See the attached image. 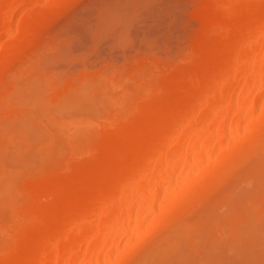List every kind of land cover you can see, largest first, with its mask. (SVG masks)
Masks as SVG:
<instances>
[{"label":"bare ground","instance_id":"1","mask_svg":"<svg viewBox=\"0 0 264 264\" xmlns=\"http://www.w3.org/2000/svg\"><path fill=\"white\" fill-rule=\"evenodd\" d=\"M43 1L0 0V52ZM199 1L166 59L132 2L94 24L120 63L0 78V264H264V0Z\"/></svg>","mask_w":264,"mask_h":264},{"label":"rangeland","instance_id":"2","mask_svg":"<svg viewBox=\"0 0 264 264\" xmlns=\"http://www.w3.org/2000/svg\"><path fill=\"white\" fill-rule=\"evenodd\" d=\"M137 1V2H136ZM147 1V0H146ZM117 2H119V3H117ZM121 2V3H120ZM123 2V3H122ZM126 2H128V4L126 3ZM133 2V6H135V8L133 7V6H131V4L130 3H132ZM139 2V3H138ZM143 2V0H44L43 2H41L39 5H34V6H32L31 8H29L28 10L30 11L28 14H30V16L29 17H27L26 18V20H24V25H23V28L21 29V30H19L16 34H15V37L10 41V42H8V44H7V48L4 50V51H2V52H0V78H5L6 76L5 75H7V76H9L10 74H13L14 72L16 73V71H18V69H19V71H22V69H24L25 70V67L27 66H30V67H34V65H36L37 63H38V66H37V68L36 69H39L40 71H41V69L42 68H40L41 66L42 67H45L46 68V66H47V64L49 63V64H53V62H54V64H55V62H58V60H59V62L57 63L58 65H54V66H52V67H50V70L52 69V71H50V70H48L47 68V70H45V72L43 71V73H46V72H53V71H60L61 70V72L62 73H65V72H63V68H61V67H64V68H66V73L67 72H69V70H68V67H67V65L69 66V69H71V70H76V71H78L79 69H81V68H79L81 65V63H80V61L79 60H77V61H79L78 63H76V64H74L75 62L72 60H70L71 61V63H73V65L72 66H74V67H72L71 66V63H70V61L68 62V63H70V64H66V62H67V58H69V52H71V47H75L74 49L75 50H72V52L74 51V55L76 56L75 58H74V56L72 55L71 57H73L72 59H75L76 60V58H78V59H82L83 57H85V55L87 56V59H86V61H88L89 60V58L91 57L92 59H90L89 61H90V63H89V61L88 62H84L85 63V67H86V65L88 64V66H89V68L91 67V66H94V68H96L95 66L96 65H98L99 67H101V65H100V63L103 65V63L105 62L106 63V61H103V60H107V62L109 63V64H115V60H114V57H115V59H116V61L119 59V58H121L122 57V59H123V55H122V53H123V51L120 49V48H115L116 49V51L114 50V48L111 50V48L109 49V47H111L110 45L111 44H102L101 43V45H99L100 43L98 42V41H100V39H101V37H103L102 36V33H103V31L104 30H102V33H98V32H100L101 31V29L98 31H96V28H97V26H95L94 27V24L95 23H97V21H99V22H104V20H106L107 21V19H101V18H104L106 15H105V12H103L102 10H107L108 12H109V14L107 15V17L108 16H110L111 14H113V13H111V11L112 12H114V14H119V15H121V13H123L124 12V14L123 15H125V13H127L126 11V9L125 10H123V12H121L120 13V8H121V4H122V8H123V6H124V8L126 7L127 9H129V7L131 6V8L129 9V10H131V9H133L131 12H133L134 13V9L136 10L135 12V14H131V13H128L129 15H126V16H123L124 18H126V19H129V17H130V19H129V21H128V23H131V24H129V26H128V24L126 25V26H128L126 29L127 30H129V31H131L130 33L134 36V32L137 34L138 32H140V34L138 33L137 35H136V37H135V41H134V43H133V45L131 46V49L129 48V50H127V49H125L124 51L125 52H129L130 53V55H137L138 56V54L141 56V58H143L144 56H146L145 55V53L146 52H148V47L150 48V46L152 47V46H154L155 48H156V50H155V48H154V50H155V52L158 54V58H159V61H160V58L163 60V59H166L167 57H168V53H170L171 52V50H168L169 52L167 53V52H163V51H165L164 50V48H166L165 47V45H167V43H170L171 42V39L172 38H174L172 41V43H170V45H167V48L168 47H170V48H172V49H175V51H176V53H177V50H178V48H180L179 46H178V48H177V45H180L179 43H180V41H182V39H183V37L184 36H186V37H188V38H190L191 36H194L195 35V33L199 30V29H201V27H202V24H203V20L201 21V19H193L192 18V14H191V12L193 11H195V9H199L200 8V1L198 0H148L147 2H149V4L151 5H149L147 2H143L144 4L143 5H146L147 6V4H148V8H149V10H148V8L146 7H144L143 6V9H142V3ZM199 2V3H198ZM114 3V4H113ZM115 3H117L116 4V6H114L113 7V5H115ZM147 3V4H146ZM112 4V5H111ZM108 6L109 7H111V10L108 8ZM129 6V7H128ZM156 6V7H155ZM158 6V7H157ZM120 7V8H119ZM102 8V9H101ZM103 8H106V9H103ZM152 8V9H151ZM155 8H158L157 10L155 9ZM115 9V10H114ZM116 9H118V10H120V11H118V10H116ZM142 9V10H141ZM148 10L147 11V13H145L146 12V10ZM99 10H101L100 12H99ZM110 10V11H109ZM152 10H155V11H152ZM162 10H163V12H162ZM106 11V12H107ZM187 11V12H186ZM101 12H103V13H101ZM153 12H156V13H153ZM158 12V13H157ZM166 12L168 13V14H166ZM192 12V13H193ZM100 13V14H99ZM111 13V14H110ZM186 13H187V16H186ZM99 14V15H98ZM102 14V15H101ZM150 14V15H149ZM158 14V15H157ZM171 14V15H170ZM189 14V15H188ZM100 15H101V17H100ZM164 15H165V17H164ZM129 16V17H128ZM140 16V17H139ZM100 17V18H99ZM151 17V18H150ZM153 17V18H152ZM156 17V18H155ZM166 17H168L166 20H165V18ZM171 17V18H170ZM179 19H178V18ZM99 20H98V19ZM138 18H141V19H139L138 20ZM161 18V19H160ZM176 18V21L174 20ZM156 19V20H155ZM169 19V20H168ZM95 20H96V22H95ZM101 20V21H100ZM145 20H147L146 22H148V23H146L145 22ZM150 20V21H149ZM159 20H162V21H159ZM165 20V22L163 23V21ZM175 21V22H171V21ZM94 21V22H93ZM141 21H143V23L141 22ZM169 21H170V23H169ZM179 21H182V23L181 22H179ZM87 22H89L88 23V26H86L87 24ZM91 22V23H90ZM101 22V23H102ZM132 22H133V24H132ZM140 22V23H139ZM150 22V23H149ZM157 22H159V23H157ZM202 22V23H201ZM101 23H99L98 24V26H100V24ZM144 23H145V25H144ZM168 23H169V25H168ZM172 23V24H171ZM177 23L179 24V23H181L180 24V28H179V25H177ZM89 24H91V25H89ZM118 25H119V27H117V26H114L113 28H112V31L114 32V31H116L117 29H119L120 27H121V25L119 24V23H117ZM150 24V26H148ZM152 24V25H151ZM153 24H155V25H153ZM165 25V27H164V25ZM170 24H171V26H173V27H171L170 28ZM175 24V25H174ZM82 25V26H81ZM93 25V26H92ZM132 25H136V27H134V30L132 29L133 28V26ZM143 25H144V27H143ZM160 27H159V26ZM201 25V26H200ZM79 26H81L82 28H84L85 26V28H87V31L88 30H91L92 28L91 27H94L95 28V30H94V32H92L93 30H91V32H92V34H91V36L89 35L91 32H88L87 33V31L83 34V36L84 37H82V35L80 34V35H77V38L80 36V38H76L75 39V41H74V38L76 37L75 35H73V34H75V32H79V31H81L82 30V32H80V33H83V30L84 29H81V27H79ZM90 26V29H88V27ZM103 25H101L100 26V28L102 27ZM139 26V27H138ZM142 26V28L140 29V27ZM157 26V27H156ZM176 26H178V28L179 29H177L176 28ZM181 26H183V27H181ZM129 27H132L131 29L132 30H130L129 29ZM148 27V28H147ZM162 27V28H161ZM70 28H71V30H70ZM73 28V29H72ZM99 28V27H98ZM135 28L137 29V28H139L138 30H136L135 31ZM147 28V29H146ZM154 28H156V29H154ZM157 28H159V29H157ZM166 28V29H165ZM169 28V29H168ZM143 29V30H142ZM146 29V30H145ZM150 29V30H149ZM172 29V30H171ZM120 30V29H119ZM119 30L116 32L117 34H119L120 32H119ZM149 30V31H148ZM161 31V32H163V34H160V32L159 31ZM166 30V31H165ZM170 31V32H168V31ZM177 30V31H176ZM106 31H108V30H105V34L106 35H111L110 33H108V32H106ZM138 31V32H137ZM145 31V33H143ZM148 31V32H147ZM151 31V32H150ZM167 32V34L165 33V32ZM111 32V31H110ZM186 33V35H184L183 36V33ZM112 33V32H111ZM165 33V34H164ZM180 35H178V34ZM184 33V34H185ZM67 34H68V36H67ZM147 34H149V35H147ZM153 34H154V36H153ZM73 35V37H71V36ZM88 35H89V37H88ZM104 36V37H107V36ZM113 36H109V39L108 40H112V38H116L117 36L115 35V34H112ZM139 35H140V37H139ZM147 35V36H146ZM152 35V36H151ZM155 35H159L158 36V39H157V37L155 36ZM70 36V37H69ZM87 36V37H86ZM116 36V37H115ZM168 36H171V37H169L168 38ZM183 36V37H182ZM143 37V38H142ZM145 37V38H144ZM147 37V38H146ZM167 38V39H164V38ZM179 37H180V39H179ZM185 37V38H186ZM70 38H72L71 40H73V42H71L72 43V45L74 44L75 46H70L69 45V47H68V45L67 46H65V47H62V46H64V45H66V44H71V43H69L71 40H70ZM86 38H89V39H87L86 41H85V39ZM91 38L93 39V40H91ZM96 38H100L99 40H97ZM140 38H142V40H143V43H145V44H142V42H141V40L138 39ZM151 38V40H148V39H150ZM154 38V39H153ZM184 38V39H185ZM187 38V39H188ZM60 39H64V41H66V43H64V44H61V43H63V42H60V41H58V40H60ZM83 39V41H81ZM103 39V38H102ZM113 39V40H114ZM168 39H169V41H168ZM178 41H177V40ZM183 39V40H184ZM69 42H68V41ZM82 42V43H80V41ZM91 41V43L93 44L94 42H96L101 48H102V50H101V48H99L98 49V45L96 46V45H94L92 48H88L87 46H90V45H92V44H89L88 42H90ZM103 40H105V38L103 39ZM103 40H101L100 42H102ZM166 41L167 43L164 45L163 44V41ZM180 40V41H179ZM53 41V43H51V44H56V46L54 47V49L53 50H58V49H60V48H62V49H66V47H68L67 48V51L65 50L63 53H62V49H60V50H58V51H54V52H52L53 50H51V48H53V47H49L48 45H51V44H49L50 42H52ZM77 41H79L78 43H77ZM93 41V42H92ZM107 41V40H106ZM147 41H149V42H147ZM159 41V42H158ZM160 41L162 42L161 44H160ZM55 42V43H54ZM59 42H60V44H59ZM68 42V43H67ZM104 42V41H103ZM141 42V43H140ZM155 42V43H154ZM157 42V43H156ZM75 43H77V44H75ZM88 43V45L86 46V44ZM106 43V42H105ZM154 43V44H156V45H152V44ZM159 43V44H158ZM58 44V45H57ZM79 45H80V48L78 49V47H79ZM81 45H83V47L84 48H88V50H87V52L88 51H90V49H93L94 48V51L92 52H90V54H86L87 52L85 51V52H81L84 48L81 46ZM106 45H108V46H106ZM112 45H113V43H112ZM171 45H172V47H171ZM40 46H42V47H40ZM52 46V45H51ZM133 46H136V47H133ZM56 47H58V48H56ZM81 47H82V50H81ZM96 47V48H95ZM113 47V46H112ZM139 47H142L141 49L139 48ZM174 47V48H173ZM177 49H176V48ZM39 48H42L41 50H39ZM56 48V49H55ZM106 48V49H105ZM132 48H133V51H132ZM157 48H158V50H157ZM160 48L163 50H160ZM69 49H71V50H69ZM110 51H109V50ZM136 49H138V50H136ZM140 49V50H139ZM142 49H144V50H142ZM147 51H146V50ZM169 49V48H168ZM81 50V51H80ZM85 50V49H84ZM101 50V51H100ZM106 50V51H105ZM117 50H118V52H117ZM142 50V51H141ZM38 51V52H37ZM69 51V52H68ZM78 51H80L82 54L84 53L85 55H82V54H79V52ZM103 51V52H102ZM138 51H140V52H138ZM145 51V52H144ZM153 51V50H152ZM173 51V50H172ZM45 52V53H44ZM58 52H60L59 54H62V55H58L57 53ZM71 52V53H72ZM108 52V53H107ZM113 52H117L116 54L115 53H113ZM142 52V53H141ZM144 52V53H143ZM163 52V53H162ZM174 52V51H173ZM173 52H171V53H173ZM41 53H43V54H41ZM91 53H93V55H91ZM98 53H100L99 55H98ZM109 53H111V54H109ZM141 53V54H140ZM149 53V52H148ZM167 53V54H166ZM35 54V55H34ZM66 54V55H65ZM106 54H108V55H106ZM115 54V55H114ZM119 56H118V55ZM143 54H144V56H143ZM163 54H166V56L164 55V56H162ZM37 55V56H36ZM38 55L40 56V57H38ZM46 55H47V58H46V60L47 59H49V60H45V57H46ZM65 55V56H64ZM90 55V56H89ZM106 55V56H105ZM170 55V54H169ZM58 56L60 57L61 56V58H58ZM89 56V57H88ZM93 56V57H92ZM106 58H105V57ZM109 56V57H108ZM111 56H113L112 58H111ZM32 57V58H31ZM37 57V58H36ZM147 57V56H146ZM163 57V58H162ZM29 58H31V59H29ZM42 58V59H41ZM53 58V59H52ZM62 58H66V60H64L65 62H62L63 61V59ZM40 59V60H39ZM51 59V60H50ZM61 59V60H60ZM84 59V58H83ZM109 59V60H108ZM122 59H120L119 61H122ZM37 60H39V61H37ZM43 60H45L44 61V63L42 62ZM114 60V61H113ZM37 61V62H36ZM53 61V62H52ZM119 61H117V62H119ZM27 62V63H26ZM31 62V63H30ZM46 62V63H45ZM62 62V63H61ZM83 62V61H82ZM64 63L66 64V65H64ZM94 63H96L95 65H94ZM104 63V64H105ZM120 63V62H119ZM118 63V64H119ZM32 64V65H31ZM48 64V65H49ZM107 64V63H106ZM24 65H26V66H24ZM51 65H49V66H51ZM63 65V66H62ZM79 65V66H78ZM48 66V67H49ZM66 66V67H65ZM84 65H82L81 67H83ZM99 67H97V68H99ZM56 68V69H55ZM59 68V69H58ZM91 68H93V67H91ZM17 69V70H16ZM35 69V70H36ZM54 69V70H53ZM43 70V69H42ZM74 70V71H75ZM14 71V72H13ZM73 71V72H74ZM10 72H12V73H10ZM42 72V71H41ZM48 72V73H49ZM7 73V74H6ZM9 73V74H8ZM54 73H57V72H54ZM59 74V73H58ZM20 156H17V158H19ZM14 158V160H16V161H18L17 160V158L15 159V157H13ZM19 161H20V159H19ZM248 164H250V162L248 163ZM247 164V165H248ZM252 165V164H251ZM250 166V165H249ZM247 189H249V187L247 188ZM250 190V189H249Z\"/></svg>","mask_w":264,"mask_h":264}]
</instances>
